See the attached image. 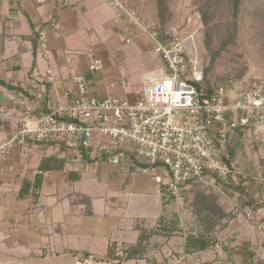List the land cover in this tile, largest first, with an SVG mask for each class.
<instances>
[{
	"label": "crops",
	"instance_id": "obj_1",
	"mask_svg": "<svg viewBox=\"0 0 264 264\" xmlns=\"http://www.w3.org/2000/svg\"><path fill=\"white\" fill-rule=\"evenodd\" d=\"M126 1L141 7L145 2ZM140 12L156 21L154 12ZM42 27L47 29L46 49L39 46ZM122 35L131 36L133 49L122 48L129 44ZM150 47L148 38L116 20L106 0H0V80L20 88L0 83V108L19 114L66 104L75 96L74 78L80 72L94 94L134 100L141 92L128 84L129 66ZM91 48L103 61L98 72L88 69ZM143 67L146 85L165 72L157 61H142L137 68ZM121 76L125 84L118 80ZM17 129L13 121L1 126L0 143ZM241 133L233 134L237 161H232L231 146V163L245 174L264 173V135L255 144L246 141L250 134ZM48 158H57L56 167L42 170ZM2 163L0 264H246L237 253L245 245L255 253V262L264 264V191L256 187L250 192L239 186L220 188L221 213L228 209L235 217L223 234H208L217 238L216 246L188 253L187 233L181 229L169 238L154 235L145 257L119 263L113 257L119 247L136 245L143 228L158 226L163 215L172 217L173 201L165 203L170 177L164 165L133 154L113 163L32 141L16 144ZM231 191L240 194L234 203Z\"/></svg>",
	"mask_w": 264,
	"mask_h": 264
},
{
	"label": "built area",
	"instance_id": "obj_2",
	"mask_svg": "<svg viewBox=\"0 0 264 264\" xmlns=\"http://www.w3.org/2000/svg\"><path fill=\"white\" fill-rule=\"evenodd\" d=\"M106 3L119 23L148 38L165 72L151 77L134 100L94 94L80 72L74 78L75 96L66 104L58 103L48 112L19 114L0 108V127L9 121L18 125L15 134L0 143V179L8 151L32 141L63 145L71 154L106 157L113 163L131 154L160 163L170 177L166 189L180 203L188 188L199 186L264 191V173L245 174L228 161L235 130L250 134L255 144L263 140L264 79L248 80L236 94L224 85L206 88L194 33L162 28L126 0ZM38 33L40 49H46L47 29L39 28ZM122 41L130 43L132 38L122 35ZM87 57L90 71L103 69L97 49H89ZM118 80L126 83L122 76Z\"/></svg>",
	"mask_w": 264,
	"mask_h": 264
},
{
	"label": "rangeland",
	"instance_id": "obj_3",
	"mask_svg": "<svg viewBox=\"0 0 264 264\" xmlns=\"http://www.w3.org/2000/svg\"><path fill=\"white\" fill-rule=\"evenodd\" d=\"M157 1L141 0L144 2V7H141L140 3L131 6L138 11L157 14L154 19L156 21H149L162 28L169 30L176 27L185 35L195 34L203 69L204 87L224 85L231 94H236L248 80L264 79V0H239L237 8L235 0H164V5L168 9L163 14L162 20ZM122 48L129 50L134 47L129 43ZM148 51L143 59L141 55L136 56L137 62L129 66L132 73L127 78L128 84L141 93L146 85V80L142 76L146 68L139 70L137 67L140 63L148 61L153 64L157 61L165 66L161 56L156 54L153 48L150 47ZM116 96L125 98L119 94ZM241 132L235 130L234 134L242 136ZM245 139L248 143L252 141L249 136ZM231 146L232 161H237L234 142H231ZM251 148L255 150L254 153L257 152L255 148ZM231 192L232 201L239 199L240 194L236 196L234 191ZM185 194L183 203L173 200V205L170 207L172 217L173 214L179 216L182 231L188 233L208 230L211 234H223L222 230L229 225L232 226L234 214L228 213V209L221 213L220 188L199 186L186 190ZM225 216L226 221H223ZM119 249L123 250L121 247ZM118 252L120 250L117 249L115 254L117 255Z\"/></svg>",
	"mask_w": 264,
	"mask_h": 264
},
{
	"label": "trees",
	"instance_id": "obj_4",
	"mask_svg": "<svg viewBox=\"0 0 264 264\" xmlns=\"http://www.w3.org/2000/svg\"><path fill=\"white\" fill-rule=\"evenodd\" d=\"M239 0H235V7H238ZM158 11L160 12L159 16L161 20L163 19V14L167 11V7L164 5V0L157 1ZM0 83L11 89H20L18 86L8 84L0 80ZM54 144V143H51ZM61 148L65 149L62 145ZM57 158H48L46 163L41 167L42 170L52 169L56 167L53 163ZM231 163V157L228 160ZM48 162V163H47ZM42 183V175H38L36 186L39 187ZM166 200L165 203L168 204L171 201L175 200V197L166 190ZM181 222L177 214H173V217L167 218L163 215L159 220V225L151 228H143L140 231L139 240L136 245L122 250L121 255H113L114 259L121 261L132 259V258H143L147 253L150 240L154 235H161L166 238H169L173 234L181 231L182 227L180 226ZM208 230H199L197 232L191 231L188 232L185 238V251L188 253H195L209 249L216 246L218 240L216 237H210ZM110 253H113V246L110 247ZM237 253L242 254L244 262L246 264H258L255 262V253L249 249V245H245L237 250ZM155 264V263H154Z\"/></svg>",
	"mask_w": 264,
	"mask_h": 264
}]
</instances>
